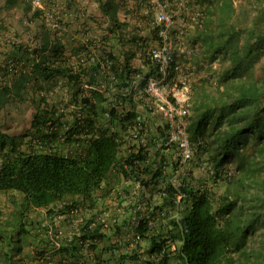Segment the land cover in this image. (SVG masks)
Instances as JSON below:
<instances>
[{
    "label": "trees",
    "instance_id": "1",
    "mask_svg": "<svg viewBox=\"0 0 264 264\" xmlns=\"http://www.w3.org/2000/svg\"><path fill=\"white\" fill-rule=\"evenodd\" d=\"M74 1L65 0L69 11L55 20L33 8L32 0H3L0 6L18 8L20 20L35 28L29 43L9 39L0 14V108L13 98L36 109L27 133L9 135L0 127V192L23 196L14 253H20V238L29 235V207L64 202V209L74 210L81 201L96 215H80L76 228L69 222L70 233L63 237V231L46 228L42 259L48 253L55 264H170L175 254L180 264H264V255L247 245L264 227V0H241L239 18L234 0L188 5L192 65L207 74L192 87L187 131L194 153L207 154L215 179L235 163L236 174L226 179L228 189L220 197L183 176L177 185L165 182V154L150 156L144 139L151 135L138 105L148 104L146 81L160 73L146 53L143 67L132 64L134 54L117 53L127 25L119 20V1L94 0L115 44L107 37L70 34L74 20L82 21L79 12H70ZM134 76L136 91L130 88ZM170 77L175 79L173 70ZM61 87L55 103L52 94ZM166 130L165 123L158 124L162 136ZM248 144L253 153L244 156ZM132 179L141 183L138 194L131 190ZM114 186L115 194L109 191ZM112 195L122 213L115 208L101 222L98 217L110 211H102L104 199ZM127 196L134 199L123 205ZM128 234L134 246L120 252L113 237Z\"/></svg>",
    "mask_w": 264,
    "mask_h": 264
},
{
    "label": "rangeland",
    "instance_id": "2",
    "mask_svg": "<svg viewBox=\"0 0 264 264\" xmlns=\"http://www.w3.org/2000/svg\"><path fill=\"white\" fill-rule=\"evenodd\" d=\"M2 1L3 0H0V6L2 5ZM64 1L65 0H40V6H35L33 3L32 6L33 8L39 7L40 9H45L46 13H50L49 17H51L50 15H53L52 19L55 20V16H61V14L64 15L65 12L69 11V9H66ZM72 3L73 5L70 12H79L82 21L81 24H79L77 20H74L76 28L74 27V29L70 31V34H72L74 31H78L77 33H79L80 36L91 35L96 39H105L104 37H107L108 40H113L112 43H114L115 38H113L108 32L109 30L107 21L101 16L100 12L98 11L97 4L94 2V0H75ZM44 4L46 5L44 6ZM234 5L236 8V17L239 18L240 13H242L241 10L243 9L244 4L241 0H234ZM172 10L175 12L176 18L174 35L177 34L178 28H185V34L182 40L184 44L190 48L191 36L193 35L192 33L194 29L193 24L190 22V9L175 11V9L172 7ZM154 12V8H152L150 13L141 12V14H139L133 12L130 13L128 20L127 18H123V14L119 12V20L121 22L127 23V25L122 29V32H120V39H124V37H127V39H129V37L131 38L137 35L138 37H140L141 41L148 35L147 33H151L149 28H154ZM0 14L5 18V23L7 26L5 35L7 38L12 40L18 39L19 41H23L25 43H27V41L28 43L30 42L33 36L32 29H35L33 28L34 24L29 23L23 18V21H21L20 19L22 17V14L18 8H13L11 10H0ZM84 18L86 19V24L83 25ZM53 20L48 23L52 24ZM153 38L157 40V36L153 35ZM125 44L126 47L135 48L134 44ZM155 45L156 44H154L152 41L150 43L147 42V49L149 50ZM143 46L144 45H139V47L141 48ZM191 55L192 54L190 53L179 58L181 70L179 74L175 75L174 80L180 85L185 83L189 86L190 91L192 92V87L195 82L199 78L205 76L207 73L204 70L198 71L195 66L196 64L192 65L193 58ZM259 67L260 65L256 66V74H259ZM213 69L217 70L218 65H215ZM29 91L32 92L31 87L29 88ZM62 93H64L62 87L60 89L56 88L55 93L52 94V98L55 103L57 102L58 97L62 96ZM146 101V103H148L146 106H144V104L138 105V110L146 120L150 131L149 135H151L149 137L147 136L148 138L145 137L144 142H147L150 145V156H155L157 153L159 154V156L163 153L165 154L166 166L164 165L163 167L164 181L167 183L173 182L177 185L179 178L183 176L184 178L189 179L192 185H200L204 189L209 190L210 193H212L215 197H220L221 195L226 193L228 189L226 179L230 175L232 176L236 174V171L234 170L235 163H228L224 168L226 172L222 174L221 178L215 179V177L212 175V166L210 165L208 156L204 152H195L192 161L182 163L179 153L176 150L171 149L165 151L157 147L156 140L162 136V134L157 131V126L160 123H164V119L161 114L157 113L154 110L152 101H150V99H146ZM35 111V107L29 101L19 102L18 100H14L13 98L9 99L0 108V127L2 131L9 135H21L29 132L31 130V122ZM253 148V145L248 144V146L243 150L242 154L244 156L252 155ZM26 149H28L26 145L22 146V150ZM3 157V154H0V163L3 160ZM177 174L178 177H175V175ZM114 181L115 180H113V182ZM232 187L234 188V185ZM246 189L248 188H244V190ZM131 190H133V188ZM109 191H111V189ZM249 191L250 193H255L257 190L252 187L249 188ZM102 195V193L99 194L100 197ZM105 196L106 194L103 197L105 198ZM113 197L114 196L112 195L104 199V207L102 211L106 207L110 208L111 213L116 212L115 208L116 210H119L120 213H122L121 207L119 206V204H117L118 202L114 200ZM153 201H156V198L153 199ZM22 204L23 196L20 193L0 192V264H7L6 261L8 260H5L7 256L11 257V259L9 260L10 264H55L57 262V258L51 260L48 253H46L47 256L44 259H42L39 255V253L45 251L46 249L45 239L47 237H44L47 234L45 232V229H50V225L53 224L54 229H56V227L59 230L62 228L61 231L63 232L60 237H63V234L69 233L68 229L66 230L67 225L56 226L54 222H50V219H48L47 217L45 218L46 215H37L38 210L34 209L33 207H29L26 216L27 224L25 227L28 230L29 235H27L26 238L23 236L20 238V253L18 255L14 253V250L16 248V240L18 237L17 228L14 223L18 216L17 212L23 209ZM10 209H13L14 212H11L12 210ZM12 213H14V215ZM75 214L77 215L78 211L75 212ZM108 215L110 214L108 213ZM79 217L80 214L78 216H74L73 220L76 221L77 219H79ZM130 237H132L130 234L125 235L124 237H113V241L115 245L118 246V250L120 252L130 251L134 246L135 240H132V238ZM247 245L250 250L259 251L264 255V227H259L256 232L249 236ZM42 253L45 254V252ZM262 262L264 263V256L262 258ZM170 264H180V261L178 258H176L175 254H173Z\"/></svg>",
    "mask_w": 264,
    "mask_h": 264
},
{
    "label": "built area",
    "instance_id": "3",
    "mask_svg": "<svg viewBox=\"0 0 264 264\" xmlns=\"http://www.w3.org/2000/svg\"><path fill=\"white\" fill-rule=\"evenodd\" d=\"M155 10L153 23L156 27L158 44L150 48L147 55L159 68V76L149 77L143 92L151 99L154 110L161 114L166 125V133L156 140V146L168 151L176 149L182 163L190 162L194 157V146L190 142L187 131L188 117L190 115V88L183 83L175 82L170 77L171 70L175 75L180 73V57L191 53V49L182 40L185 28L176 27L175 11L188 10L190 0H152ZM35 6H40V0H32ZM139 76H134L130 88L137 90ZM129 88V87H128ZM126 89V91L128 90ZM129 88V89H130ZM138 93H141L139 90ZM177 172V171H176ZM178 177V174L175 175ZM134 180L133 194H138L141 183ZM175 185V183L170 182ZM112 193H117L116 187L111 188ZM134 197H126L123 204H130ZM76 212V211H75Z\"/></svg>",
    "mask_w": 264,
    "mask_h": 264
},
{
    "label": "crops",
    "instance_id": "4",
    "mask_svg": "<svg viewBox=\"0 0 264 264\" xmlns=\"http://www.w3.org/2000/svg\"><path fill=\"white\" fill-rule=\"evenodd\" d=\"M118 1H119L118 13L121 12L123 14V18H125V19L127 18V20H128L130 13H133V12L139 13V14H141V12H146V13L149 12L150 13L152 8H153L152 0H118ZM149 30L151 33H147L148 35L146 37H144L141 41H140V37H138L137 35H135L131 38L129 37V39H127V37H124V39L121 38L120 39L121 40L120 41L121 47H119L118 45L116 46L118 48L116 50H117V53L119 54L120 58L122 57V54L124 52L132 53V54H134L132 64L136 67H143V63H142L143 58H144V55H146L148 52L147 42L150 43L152 41L154 44H156V45L158 44V41L153 38L154 28H149ZM147 38H148V41H147ZM134 39H135V42H134ZM115 41H117L116 37L114 39V44H115ZM116 43H118V41ZM125 43L130 44V45L135 43L134 44L135 48L126 47ZM139 45H144V46L141 48V47H139ZM121 52H123V53L121 54ZM114 187H116V186H114ZM109 188H111V187H109ZM100 193H101L100 191L95 193L97 204H99V202L101 201V198H102V197L100 198V196H99ZM77 199L80 200V198H75L74 200H77ZM114 199H115V197H114ZM64 205H65L64 202H58V203H55L48 208H34V209L38 210L37 215H46L45 218L47 217L48 219H50V222H52V223L54 222L56 224V226L68 225L69 220H70V223L71 222L73 223L72 228H76L77 223L80 221V218L77 219L76 221L73 220L74 216H78L79 214L80 215H96L95 214L96 213L95 208L90 210L89 208H87V206L84 205V202L82 203L81 201H79V206L74 210L73 209L67 210L68 208L64 209L63 208ZM82 209H84V210H82ZM10 210H12L11 212H14L13 209H10ZM75 211L76 212L78 211L77 215L75 214ZM12 214L14 215V213H12ZM109 214L111 215L110 211H109ZM104 215H108V213L102 214V216H100L102 218L100 219L98 217V220L99 221L102 220L101 222L106 220L105 219L106 217ZM64 218H66V219H64ZM105 225H108V223ZM50 229H53V224L50 225ZM56 230L59 231V229H57V227H56ZM61 230H62V228L60 229V231ZM66 230H67V228H66Z\"/></svg>",
    "mask_w": 264,
    "mask_h": 264
}]
</instances>
